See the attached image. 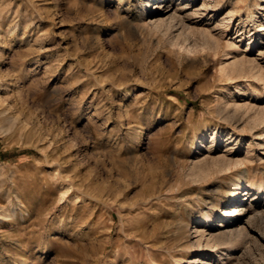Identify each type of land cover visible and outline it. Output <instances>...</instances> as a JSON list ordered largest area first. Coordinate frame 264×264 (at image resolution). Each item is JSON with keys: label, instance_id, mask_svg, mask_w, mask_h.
Masks as SVG:
<instances>
[{"label": "rangeland", "instance_id": "1", "mask_svg": "<svg viewBox=\"0 0 264 264\" xmlns=\"http://www.w3.org/2000/svg\"><path fill=\"white\" fill-rule=\"evenodd\" d=\"M167 1L189 30L143 0H0V264H264V0ZM202 29L217 54L186 50ZM242 206L227 255L174 233Z\"/></svg>", "mask_w": 264, "mask_h": 264}, {"label": "bare ground", "instance_id": "2", "mask_svg": "<svg viewBox=\"0 0 264 264\" xmlns=\"http://www.w3.org/2000/svg\"><path fill=\"white\" fill-rule=\"evenodd\" d=\"M155 1L156 0H143V2L141 3V6L143 7V14L139 18L140 21H142L146 25L152 24L153 27L154 28H157V29H159L161 26H164V25H167V26H172L173 25L175 28L178 27V29H180L181 32H183L186 29L190 28L189 26H187V24H185L184 20H177V18H176L175 15H171V16H167V17L165 16L166 13H167V8L170 6V1L161 0L159 3H157L156 5H154V2ZM207 1H209V0H207ZM163 4H164V6L162 7ZM262 9H264V8L262 7ZM157 16H159V17H157ZM155 17H157V18H155ZM174 22H175V24H173ZM165 29H167V28H165ZM172 29H174V28H172ZM262 29L264 30V26H263ZM167 31H169V29ZM192 31H193V34H195V31H196L195 28H193ZM188 39L189 38H187V41H188ZM231 39L232 38H230V40H228L226 42L227 47H233L235 45L234 41L231 40ZM217 41L218 40L214 37V35L211 32H209L207 29H202V30H199V37H195V39L193 41L189 40V46H190V48L189 49H186V50H196V49L199 48L201 50H208V52L209 51H212L213 54L215 55V54L218 53V50H219L218 49V47H219L218 46V43L219 42H217ZM262 41H263V37L261 35V36L258 37L257 45H260L262 43ZM250 44H251V40L248 39V43L246 45L247 48L245 50H241V53L244 54L248 50V47H251L252 46ZM212 52H210V53H212ZM229 54H231V52H226L225 53V55H226L225 56L226 57L225 59L230 58L229 57ZM234 57L236 58L235 61L232 64H230V66H229L232 69V71H234V72H236V70H237V72H243L244 71L243 66L245 64L251 65L252 68L255 65L256 66L259 65V63L256 62L255 59H253V60L247 59V57L245 55H243V56H241L239 58L236 57V56H234ZM226 68L227 67H225V66H221V68H220L221 73L224 72L226 70ZM255 120L257 121L258 124L264 122V108H262L260 111H258L257 116H255ZM229 159L224 160L225 161V164H224V161H223V163H222L223 164V168H221V170L222 169L223 170L224 169H229V168H231L233 166H237V165H241L242 164L240 162L241 160L239 162H237V161L233 162V161H231V159L230 160ZM202 165H204V164H202ZM199 167H201V166L199 165ZM236 186L238 187V183H236ZM246 190H243V192H235V193L236 194L242 193V195L245 196V195H248L249 192H250V191H246ZM232 193H233L232 190L231 189H228L227 192H226L225 198H223V199L221 198V203H223L225 205L228 202V198H229L228 195L229 194H232ZM255 209H254V211H256V213L257 212H264V208H261V210H255ZM243 210H245L243 206L242 207H239L238 209H234L232 211L225 210V215L227 217L224 218L221 221V222H224V223L223 224L218 223L217 227L215 225L214 226H211V227L209 226L207 230H200L199 227L203 226L204 224H210L209 223L210 221H208L207 219L210 218V216L213 215L212 212H208L206 214V218H203L201 220L191 219L187 223L183 222L181 219H178L177 220V225H176L177 226L176 227L177 228V231L176 232L174 231V233H175V235H177L179 233V231H180L181 228H185V231H186L187 228H192L194 234L197 236V240H198L197 242H200L202 239H204V241H206V245H208V246L210 244H212V246H215V247H216V245H219V249H220L219 250V253L215 254V256L218 257L220 255V253H221V255H227L229 248H232L233 247V244H235L234 240L238 236L241 237L244 234V231L245 230L243 231L242 228L241 229L239 228V225L241 223L239 221L240 220L242 221V217H240V218L238 217L239 214H242L243 213ZM215 230H217V233H214ZM206 231H208L207 232L208 233V236L207 237L205 236ZM223 237H224V240H222ZM230 237H231V239H230ZM179 239H181V238H179ZM232 239H234V240H232ZM214 253H215L214 249H211V251H209V252L208 251L201 252L200 256H202V257H208L210 255H214ZM231 254L232 253H229L228 257ZM179 261H180L179 259H177V260L175 259V262L178 263ZM203 262H204V258L203 259H197V260L193 261V264H203Z\"/></svg>", "mask_w": 264, "mask_h": 264}]
</instances>
